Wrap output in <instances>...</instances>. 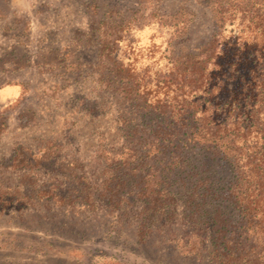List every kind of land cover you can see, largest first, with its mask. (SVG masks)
I'll list each match as a JSON object with an SVG mask.
<instances>
[{
	"label": "rangeland",
	"instance_id": "obj_1",
	"mask_svg": "<svg viewBox=\"0 0 264 264\" xmlns=\"http://www.w3.org/2000/svg\"><path fill=\"white\" fill-rule=\"evenodd\" d=\"M230 10L263 28L264 0H0V90L22 87L0 91V264H211L209 231L136 195L159 174L121 169L158 142L161 104L189 92L176 63L229 38Z\"/></svg>",
	"mask_w": 264,
	"mask_h": 264
},
{
	"label": "trees",
	"instance_id": "obj_2",
	"mask_svg": "<svg viewBox=\"0 0 264 264\" xmlns=\"http://www.w3.org/2000/svg\"><path fill=\"white\" fill-rule=\"evenodd\" d=\"M237 12L220 17L229 38L220 32L202 54L176 63L188 94L176 110L161 104L165 125L150 130L158 142L130 149L140 163L121 170L159 174V190L141 186L136 195L149 203L157 195L171 211L165 221L180 207L183 220L209 231L211 264H264V26L257 13Z\"/></svg>",
	"mask_w": 264,
	"mask_h": 264
},
{
	"label": "crops",
	"instance_id": "obj_3",
	"mask_svg": "<svg viewBox=\"0 0 264 264\" xmlns=\"http://www.w3.org/2000/svg\"><path fill=\"white\" fill-rule=\"evenodd\" d=\"M33 1L34 0H9V3L12 9L16 11V13L23 14L31 10V5ZM21 88H22L21 86H17V85L15 86L7 85L2 89V91L0 90L1 96L10 99L13 96L20 95Z\"/></svg>",
	"mask_w": 264,
	"mask_h": 264
}]
</instances>
